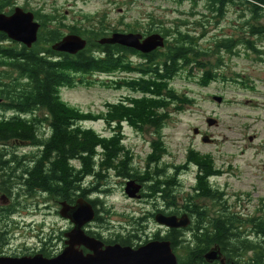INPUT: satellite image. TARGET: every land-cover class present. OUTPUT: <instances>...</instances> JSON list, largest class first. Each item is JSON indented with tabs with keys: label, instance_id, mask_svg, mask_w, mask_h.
<instances>
[{
	"label": "trees",
	"instance_id": "16d2710c",
	"mask_svg": "<svg viewBox=\"0 0 264 264\" xmlns=\"http://www.w3.org/2000/svg\"><path fill=\"white\" fill-rule=\"evenodd\" d=\"M186 1L177 0L180 5ZM191 1L198 4L203 0ZM204 1L215 18H223L226 7L230 4L246 7L256 21L264 18V0ZM37 21L41 29L38 41L31 49L17 43V48L8 50L5 46H0V67L11 70L0 76V99L4 100L0 107L4 111L14 110L20 114L10 118L0 116V159L3 156L19 155L5 149L7 143L25 142L38 149L37 153L31 155L43 156L49 163V175H44L42 170L36 173L35 169V177L30 181L32 190L37 186L42 188L49 180L57 196L61 195L65 199L77 192V195L80 193L79 196L90 204V194H97L96 198L104 200L109 192L104 190L107 183H103V186L101 182H105L106 174L111 170L118 171L125 178L134 177L129 175L132 172V162L123 159L126 150L123 143L124 133L110 131L112 134L107 137L84 127L82 123L95 121L97 117L70 107L62 100L61 90L93 84L87 83V78L91 76L109 77L114 73L130 71L134 66L128 62L129 55L141 54L119 45H98V40L110 35L82 30L77 26L67 27L63 19ZM64 28H68L70 34L86 39V48L74 56L53 51L51 45L68 34ZM158 28L162 29L166 38H172L166 42L164 49L150 53L149 56L141 55L152 56L149 65L145 63L136 67L144 74L154 72L156 75L142 78L143 82H124L113 86L112 88L120 89L126 85L133 90H140L143 95L140 98H130L134 106L124 101L114 105L106 119L109 122L130 120L135 125L153 122L157 129V139L161 140L162 130L170 116L169 107L176 102L177 110L182 112L184 105L193 103L187 97L177 94L171 86L172 80L185 68L199 69L202 74L201 84L208 86L217 79L215 71L222 63H202L201 59L213 57L214 54L200 49L197 46L198 40L191 37L189 32L172 35V29L161 25ZM252 32L264 36V26H252ZM6 39L8 37L0 33V42ZM218 43L217 49H224L228 53L241 43L260 54L250 40L238 42L227 38ZM29 114V117L22 116ZM153 151L148 157L147 166L158 162L165 152L162 145L155 146ZM74 162L77 164H73ZM190 166L197 168V182L193 193L182 199V207L188 211V215L194 214L196 218L192 219L189 215L191 224L188 228L165 234V239L169 240L171 237L173 242L170 243L180 259V264H208L205 255L214 246L221 249L226 264H264V214L245 217L229 207L225 193L211 183L212 178L222 175L212 156L191 150L186 164L176 170L177 175L181 170H188ZM28 176L32 177V174ZM95 182L97 184L93 186ZM60 183L65 184L67 191L64 195L58 191L61 188ZM139 183L146 184L148 194L154 201H160L161 197L171 203H178L180 200L174 194L179 182L165 176L163 170L155 172L151 177L140 179ZM196 200H209L212 206L198 204Z\"/></svg>",
	"mask_w": 264,
	"mask_h": 264
},
{
	"label": "rangeland",
	"instance_id": "374dc122",
	"mask_svg": "<svg viewBox=\"0 0 264 264\" xmlns=\"http://www.w3.org/2000/svg\"><path fill=\"white\" fill-rule=\"evenodd\" d=\"M77 3L76 9H69V3H66L69 13L67 16L64 11L61 12L63 23L67 27L77 26L82 30L94 31L103 23L115 31H124L145 22L148 23L147 27L152 28L161 25L172 30L181 29L180 31L189 32L191 37L198 40L197 46L200 49L213 52L214 56L201 59L202 63L209 61L207 65H218L221 61L222 65L215 71L217 79L208 86L201 84L202 74L199 69L185 68L172 80L171 86L177 94L187 97L193 103L184 105L182 112L177 110L176 102L169 107L170 116L162 130L161 139L167 152L163 162H172L180 168L186 164L191 150L212 156L222 175L212 178L211 183L225 193L229 207L245 217L263 215L264 36L253 34L252 26H264V18L256 21L241 4L228 5L224 17L215 18L204 0L198 4L187 0L182 5L177 0H79ZM64 31L69 33L68 28H64ZM227 38L238 42L250 40L260 54L241 43L230 53L224 49L218 50L217 43ZM4 72L11 70L0 67V76ZM107 80L108 77L104 75L88 77L87 83L93 84L63 88L61 98L70 107L84 113L90 111L93 113L91 115L97 116L108 113L107 105L117 104L123 97L137 96L127 90L116 91L119 89L112 88L114 85ZM214 97L223 98L222 103H217ZM208 119H215L217 124L209 126ZM84 127L103 136L110 137L112 134L104 121L87 122ZM195 129H199L202 136L195 135ZM122 132L125 147L143 146L144 141H155L158 137L151 129L138 134L128 129ZM205 137L210 140L209 143L203 141ZM19 147L11 146L10 150L19 152L20 155L33 152L27 146ZM143 148H136L134 151L138 157L133 167L141 172L145 171L148 157L152 154V149H148L147 145ZM197 173L195 166L181 170L178 175L177 171L167 172L168 178L179 182L174 190L178 198L184 199L193 193ZM111 175L107 180V187L113 189L117 186V189L114 194L103 199L116 212L141 218L155 210L153 204L157 201L147 198L148 189L144 196L146 200L129 199L125 194V182L119 181L114 174ZM159 199L162 202V198ZM27 202L28 199L22 201ZM200 202L204 206H212L209 200ZM182 203L183 201L179 203L180 206ZM159 207L162 208L163 205ZM146 225L151 231L158 230L154 220H148Z\"/></svg>",
	"mask_w": 264,
	"mask_h": 264
},
{
	"label": "flooded vegetation",
	"instance_id": "af4514ba",
	"mask_svg": "<svg viewBox=\"0 0 264 264\" xmlns=\"http://www.w3.org/2000/svg\"><path fill=\"white\" fill-rule=\"evenodd\" d=\"M78 1L79 0H0V15L11 17L16 13L18 8H22L26 12L34 13L36 19H62V11H64L65 16L69 14L66 10V3H69V9H76ZM62 3H64V5H62ZM150 18H152V16ZM147 24L148 23L143 22L139 24L141 26L138 27L128 28L124 31H115L108 25L105 26L101 23V27L93 30L96 33H105L107 35H112L115 32H123L127 34H139L144 38L153 34H159L166 38L162 29L158 27H147ZM180 30L181 29L171 30L173 33L172 35L178 32L188 34ZM168 40L169 38H166V41ZM97 43L101 45L99 40ZM218 45L219 43H217L216 48ZM0 46H5L6 50L9 48H17V45L9 39L0 42ZM112 48H109V50ZM140 54L149 56L148 54ZM141 55L130 54L128 62L134 67L130 71L112 74L108 77L107 82L111 85L118 86L120 83L143 82L142 78L154 77L156 75L154 72L147 75L144 74L142 70L136 69V67L142 66L145 63L148 65L151 63L152 56L143 57ZM121 90H127L137 95L138 98L143 95L140 90H133L126 85L116 91ZM122 101L125 103L129 102L130 106H134V103L130 101L129 97H123ZM3 103L4 100L0 99V105ZM117 104L111 103L107 105L108 113L109 110ZM6 112L8 114H17V116L20 115L14 110L4 111L0 107V113H3L0 114L1 117H15L13 115H7ZM86 113L90 114L92 112L87 111ZM108 113L97 115L95 116L97 117L95 121L89 122L96 123L97 121H104L109 131H124L128 129L138 134L143 133L146 129H151L157 133L155 123L153 122L149 124L141 122L137 125L133 124L130 120L109 122L106 119ZM22 116L29 117L31 115ZM154 119L155 118H152V120ZM85 123H82V125L84 126ZM197 136H202V133H199ZM144 142L143 146L146 147L147 145L148 149H152V153L154 152L153 148L155 146L162 145L165 150L162 158H160L158 162L151 163L150 166H147L148 163H146L145 171L141 172L139 169L133 167L138 157L134 151L136 148H144L142 145H129L125 147L126 150L123 159L126 162H132V172H129V175H134V177L125 178L120 176L118 171L111 170V172L106 174L107 178L105 182H101L103 186V183H107L106 181L112 176L111 173L114 174L119 181H124L126 185L130 180L138 181L139 183L140 179L151 177L157 171L163 170L164 174L167 176L168 171L175 172L178 169L172 162H163L165 155H167L163 140L156 139L155 141L151 140ZM19 145H21V147L27 146L33 149V152L27 153L26 155H20L19 152H16L19 154L18 156L9 155L3 156L0 159L2 163L0 165V264H49L50 261H56L58 258L66 262V258L70 253L90 257L98 253L105 254L109 248H113L114 246L139 250L152 242H173L171 237H169V240L165 239V237H167L165 234L169 231L173 233L181 230L170 229L156 222V216L158 214L167 216H182L188 214V211H185V209L178 204L182 202L181 198H179L180 200L178 203H171L161 197L163 199L162 202L157 201L156 204H153L155 208L153 212L148 213L147 217L136 218L134 215L127 216L126 214L116 212V209L110 206L105 199L101 200L96 198L97 194H90L88 197L94 209L95 218L89 222L83 223L78 218L76 211L73 210L78 208V201L84 200L79 196L80 193L77 195V192H73V195L68 199H65L61 195L57 196L49 180L42 185V188L37 186L35 190H32L30 181L35 177V169H37L36 173H40L42 170L44 175H49V163L43 156L31 155L37 153L38 149L25 142L11 141L7 143L4 148L8 149L9 152H14L10 150V147L15 146V148H20ZM73 164H77V162ZM29 174H32V177L28 176ZM95 184H97V182H95L93 186ZM141 184L143 185V190L136 200L143 201L146 200L144 196L147 191V186L145 183ZM59 186L61 188H59L58 191L64 195L67 191L65 184L60 183ZM98 186L99 185H96V187ZM105 188L104 190L109 192V194L105 195V198H108L111 193L114 194L117 186L113 189H109L106 185ZM147 198H150L149 194ZM27 199L29 202L22 203V201ZM196 202L204 205L200 200H196ZM161 204L163 205L162 208L159 207ZM189 215L192 219L196 218L194 214ZM150 219L157 223V231H151L149 226L146 225L147 221ZM158 235L159 237H156ZM182 239L188 241L185 237H182ZM171 248L177 256L178 264H180V259L176 251L172 246Z\"/></svg>",
	"mask_w": 264,
	"mask_h": 264
},
{
	"label": "water",
	"instance_id": "95a60500",
	"mask_svg": "<svg viewBox=\"0 0 264 264\" xmlns=\"http://www.w3.org/2000/svg\"><path fill=\"white\" fill-rule=\"evenodd\" d=\"M40 28L41 25L35 20L34 13L25 12L22 8H18L11 17L0 15V32L5 33L12 41L24 45L28 49H31L37 43ZM99 42L101 45H119L144 54L166 47V39L159 34H153L144 39L139 34L116 32L109 37L101 39ZM86 46L87 41L85 39L78 35L70 34L55 43L52 49L56 52L76 55L84 50ZM214 100L221 104L223 98L214 97ZM207 123L209 126H215L217 121L208 119ZM194 134L198 135L199 129H195ZM203 141L205 143L210 142L206 137ZM141 189L142 185L131 181L127 183L125 192L129 198L135 199L139 198L138 194ZM73 210L76 211L78 218L83 223L95 218L92 205L85 200L78 201V208ZM156 222L170 229H186L190 226L191 219L188 214L182 216L158 214ZM205 260L208 264L214 262L226 264V259L218 246H214L206 253ZM49 264H178V259L169 242H152L139 250L114 246L109 248L105 254L98 253L90 257L70 253L66 258V262L58 258L56 261H50Z\"/></svg>",
	"mask_w": 264,
	"mask_h": 264
}]
</instances>
